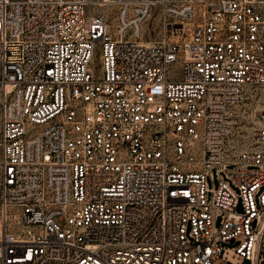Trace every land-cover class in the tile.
<instances>
[{"label":"built area","instance_id":"2783aa9c","mask_svg":"<svg viewBox=\"0 0 264 264\" xmlns=\"http://www.w3.org/2000/svg\"><path fill=\"white\" fill-rule=\"evenodd\" d=\"M260 91L264 0H0V264H259Z\"/></svg>","mask_w":264,"mask_h":264},{"label":"rangeland","instance_id":"374dc122","mask_svg":"<svg viewBox=\"0 0 264 264\" xmlns=\"http://www.w3.org/2000/svg\"><path fill=\"white\" fill-rule=\"evenodd\" d=\"M254 93L255 92L252 93L253 96ZM255 96H257L256 100H254L252 96H249L245 100L240 113L238 129H240L242 133L241 136L243 137L244 141H247V133L250 127L256 122V114L264 103V92L260 91L259 94ZM212 172L213 177L211 178L209 175H207V182L208 185H213L215 187L217 185L218 176L214 167H212ZM220 175L221 177L227 179L223 171H220ZM263 187L264 184L260 186V189ZM237 242L238 239H235L234 241H220L222 248L217 257L209 258L203 262L196 260L193 262V264H249V260L247 258L235 251V245ZM261 246V258L259 259V264H264V235Z\"/></svg>","mask_w":264,"mask_h":264},{"label":"water","instance_id":"95a60500","mask_svg":"<svg viewBox=\"0 0 264 264\" xmlns=\"http://www.w3.org/2000/svg\"><path fill=\"white\" fill-rule=\"evenodd\" d=\"M239 207H240V203H239ZM231 239H232V238H231ZM231 239H230V240H231Z\"/></svg>","mask_w":264,"mask_h":264}]
</instances>
